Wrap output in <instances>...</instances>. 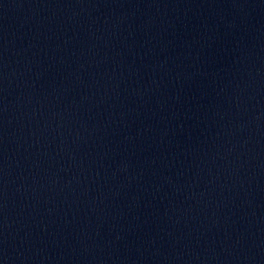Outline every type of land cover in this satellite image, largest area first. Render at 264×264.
<instances>
[{"label":"water","instance_id":"water-1","mask_svg":"<svg viewBox=\"0 0 264 264\" xmlns=\"http://www.w3.org/2000/svg\"><path fill=\"white\" fill-rule=\"evenodd\" d=\"M0 139L66 264H264V0H0Z\"/></svg>","mask_w":264,"mask_h":264}]
</instances>
